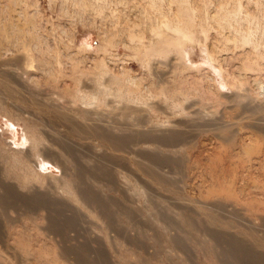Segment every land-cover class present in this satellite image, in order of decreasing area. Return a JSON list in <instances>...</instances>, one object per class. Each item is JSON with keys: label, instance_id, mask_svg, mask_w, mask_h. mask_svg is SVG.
Here are the masks:
<instances>
[{"label": "rangeland", "instance_id": "1", "mask_svg": "<svg viewBox=\"0 0 264 264\" xmlns=\"http://www.w3.org/2000/svg\"><path fill=\"white\" fill-rule=\"evenodd\" d=\"M0 264H264V0H0Z\"/></svg>", "mask_w": 264, "mask_h": 264}]
</instances>
